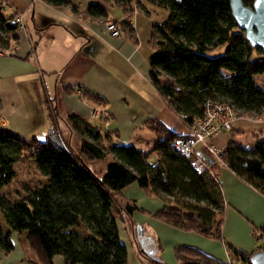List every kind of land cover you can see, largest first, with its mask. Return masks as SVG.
Returning <instances> with one entry per match:
<instances>
[{
    "label": "trees",
    "instance_id": "16d2710c",
    "mask_svg": "<svg viewBox=\"0 0 264 264\" xmlns=\"http://www.w3.org/2000/svg\"><path fill=\"white\" fill-rule=\"evenodd\" d=\"M43 1L54 6L71 4V0ZM104 1L118 6L126 16L115 20L124 29H132V0ZM147 1L169 12L164 21L152 25L149 81L178 116L186 115L187 121L202 117L208 100L232 105L241 116L264 115V55L250 45L233 19L230 0ZM243 2L252 6L253 0ZM83 12L91 17L107 16L106 7L99 2H91ZM13 16L0 0V49L8 50L19 39L18 25L10 22ZM224 44L221 54H208ZM44 99L51 120L45 138H22L0 128V211L11 230L27 232L36 264H54L55 255H61L65 264H127V247L120 240L111 206L115 204L127 215L137 210L134 201L122 194L132 183L164 201L165 206L154 213L157 219L221 237L226 202L217 174L210 166L197 172L192 157L172 144L174 139L190 136L175 134L157 117H147L143 128L155 140L150 149L142 150L134 144L115 143L110 136L103 141L97 129L71 114L67 123L80 140L79 147L73 148L56 123L55 106ZM229 132L230 140L221 154L224 165L264 193V138L247 146L239 138L242 130ZM154 153L157 160L151 163L148 157ZM107 155L113 159L103 174L88 167L87 160ZM33 162L43 177L40 184L10 196L6 187L18 177L17 165ZM82 224L90 231L88 236L79 231ZM0 246L5 253L13 250L9 231L0 229ZM139 252L150 264H161L144 250ZM231 254L230 264L236 257L250 264L252 253L234 248ZM175 257L179 264H222L191 246L177 248Z\"/></svg>",
    "mask_w": 264,
    "mask_h": 264
},
{
    "label": "crops",
    "instance_id": "0c3cea01",
    "mask_svg": "<svg viewBox=\"0 0 264 264\" xmlns=\"http://www.w3.org/2000/svg\"><path fill=\"white\" fill-rule=\"evenodd\" d=\"M1 1L6 13L24 16L29 34L20 33L12 54L0 55V128L9 129L22 138H45L51 129L44 99L47 97L56 108V123L65 142L75 148L79 147L80 140L67 123L71 114L97 129L103 141L110 136L115 143L134 144L142 150L150 149L155 140L152 132L153 136L149 135L147 140L142 137L141 130H147L142 123L147 117H157L175 134L190 136L188 127L151 85L148 58L152 50L141 44L151 34L152 25L167 18L166 8L147 0H132V29L112 36L105 21L126 15L118 6L108 5L104 0H71V4L62 6L43 0ZM91 2L104 5L107 16L86 15L83 10ZM159 15L161 21L155 19ZM78 89L83 97L78 95ZM94 108L99 111L97 117L91 116ZM230 137L229 131L220 132L208 142L221 148ZM239 138L242 141L241 135ZM194 151L217 174L226 202L221 237L205 236L157 219L154 213L165 206L164 201L132 183L122 189V194L134 201L137 210L127 215L119 212L115 204L111 206L120 240L127 247V264H150L140 254V249L161 264H179L175 250L182 246L195 247L222 264L229 256L233 257L234 248L247 254L260 249L264 193L227 165L218 164L203 144L196 143ZM110 157L113 159L112 155ZM148 160L156 162L157 155H150ZM23 184L31 187L28 181ZM6 190L12 197L23 192L19 188L10 190L8 186ZM0 229L10 232L14 246L9 253L3 252L0 246V264H36L27 232L11 230L1 211ZM232 260L246 264L237 257ZM53 261L65 264L61 255H55Z\"/></svg>",
    "mask_w": 264,
    "mask_h": 264
},
{
    "label": "built area",
    "instance_id": "2783aa9c",
    "mask_svg": "<svg viewBox=\"0 0 264 264\" xmlns=\"http://www.w3.org/2000/svg\"><path fill=\"white\" fill-rule=\"evenodd\" d=\"M11 23H16L18 25V32L29 34L26 21L24 16L21 13L14 14ZM105 26L112 36H118L123 26L117 20H106ZM31 44L32 41L30 40ZM14 46L8 50L0 49V55H9L12 54ZM77 93L82 97L83 92L78 89ZM205 115L202 117H194L191 121H187V116L184 114L179 115L181 120L187 125L190 130V138H181L174 139L172 144L185 156L192 157V165L197 172H204L208 169V164L194 151L196 143H203L206 151L212 156V158L218 162V164H224L221 159V154L223 153L224 148H218L213 143L208 142L215 135L220 132L229 131L232 129V123L238 117H240L239 112L232 105H229L225 102L208 100L205 104ZM92 117H97L99 114L98 109L94 108L91 111ZM105 118H108V115H105ZM250 119L255 118L254 115L249 116ZM260 119H264V115L259 116ZM212 172V171H211ZM262 240L264 242V228L260 233ZM226 264H230L229 259Z\"/></svg>",
    "mask_w": 264,
    "mask_h": 264
},
{
    "label": "rangeland",
    "instance_id": "374dc122",
    "mask_svg": "<svg viewBox=\"0 0 264 264\" xmlns=\"http://www.w3.org/2000/svg\"><path fill=\"white\" fill-rule=\"evenodd\" d=\"M150 12L154 13L153 10H150ZM155 14L156 13H154V17H157V14L156 15ZM161 17L162 16L159 15L158 18H155V19L156 20L158 19L159 21H161V19H162ZM123 29H124V27H123ZM123 29H122V31H123ZM150 35L151 34H149V37L146 40L141 41V44L143 45L142 47L149 49V51H151L150 45L148 43L149 39H150ZM144 39H145V37H144ZM142 40H143V37H142ZM31 48H32V46H31ZM225 48H226L225 44L218 46L216 49H214L213 51H210L208 54L211 56L219 55L225 50ZM261 79H262V76L258 77L259 82L261 81ZM237 111L239 112L240 117H238L235 121H233L232 128L236 127V128L242 129L243 133L241 134V138H242L243 143H245L247 146H252V145H254V143H256L257 139H263L264 138V121L262 119H260L259 116H255V118H252V119L249 118V115L241 116V111L240 110H237ZM102 116L104 118L106 117L105 114H103ZM225 132H227V131H225ZM141 133H143L142 137L145 140H147L149 138V135L153 136V134L147 130H145V131L141 130ZM142 144L144 146L146 145V143H142ZM201 144H203V143H201ZM225 146L226 145H223L222 147L224 148ZM72 147L75 148L74 146H72ZM111 161H112V158L110 157V155H107L105 158H102V159L87 160V164H88V167L91 170H93L96 174L101 175L106 171L107 165ZM17 169L19 170V175L11 183L12 185L9 186L10 190H15L16 188H19L23 192H25L28 190V188L25 187L23 182L28 181L30 186H35L40 182V180H42V177L39 174V172L37 171L36 164L34 162L29 163L26 166L17 165ZM79 231L82 232V234L85 236H88L90 234V231H88L86 229L84 224L81 225V227L79 228ZM261 232H262V229L259 230V235ZM259 241H260L258 244L259 247L264 249V242L262 240L261 235L259 236ZM138 242L140 243V239H138ZM140 245H142V244L140 243ZM233 264H239V263L233 262Z\"/></svg>",
    "mask_w": 264,
    "mask_h": 264
},
{
    "label": "water",
    "instance_id": "95a60500",
    "mask_svg": "<svg viewBox=\"0 0 264 264\" xmlns=\"http://www.w3.org/2000/svg\"><path fill=\"white\" fill-rule=\"evenodd\" d=\"M233 19L245 32V38L254 47L262 50L264 55V0H253L252 6L243 0H230ZM250 264H264V250L252 252Z\"/></svg>",
    "mask_w": 264,
    "mask_h": 264
}]
</instances>
